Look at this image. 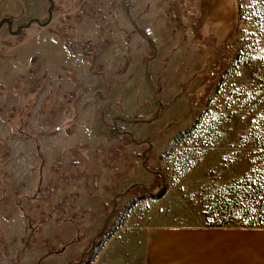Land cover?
I'll return each instance as SVG.
<instances>
[{
	"label": "rangeland",
	"instance_id": "obj_1",
	"mask_svg": "<svg viewBox=\"0 0 264 264\" xmlns=\"http://www.w3.org/2000/svg\"><path fill=\"white\" fill-rule=\"evenodd\" d=\"M53 1L48 26L0 30V216L19 214L38 229L26 250V230L20 247L0 232V264L79 262L114 197L106 231L81 264H144L162 228L257 224L264 213V0H126L137 29L122 0ZM48 6L0 0V20L11 19L13 29L44 22ZM225 50L234 61L217 70V60H230L220 57ZM29 54L39 64L35 83L28 77L17 85L15 64ZM146 59L162 103L157 119L114 124L116 117L146 120L156 109ZM19 99L27 108H17L24 122L15 132L4 116ZM27 144L39 171L31 191L5 169L28 159ZM138 184L164 194L127 193Z\"/></svg>",
	"mask_w": 264,
	"mask_h": 264
},
{
	"label": "crops",
	"instance_id": "obj_2",
	"mask_svg": "<svg viewBox=\"0 0 264 264\" xmlns=\"http://www.w3.org/2000/svg\"><path fill=\"white\" fill-rule=\"evenodd\" d=\"M59 56V63L63 65L65 54ZM33 57L36 55L20 56L15 64L14 78L26 73ZM233 61L234 57L227 70ZM237 83L243 85L240 81ZM73 144L70 142L67 147ZM26 146L29 148L28 159H21L22 162L16 164L8 161L5 169L8 175L15 172L14 179L28 184V191H31L36 184L39 171L36 168L34 146L29 144ZM25 230L24 219L19 214L0 216V232L7 241L14 240L20 247ZM144 264H264V228L200 226L162 228L150 241Z\"/></svg>",
	"mask_w": 264,
	"mask_h": 264
},
{
	"label": "trees",
	"instance_id": "obj_3",
	"mask_svg": "<svg viewBox=\"0 0 264 264\" xmlns=\"http://www.w3.org/2000/svg\"><path fill=\"white\" fill-rule=\"evenodd\" d=\"M201 32H202V28L199 29V35L200 36H203V34ZM142 35L145 37L146 40H148V38H147L148 35L145 32H142ZM148 43H150V45H153V43L151 42V40H148ZM225 54L230 55L229 62L224 61L225 58H220L215 63V66H214L215 69L222 70L223 68H226V67L228 68L229 63L232 61V59L234 57L233 56L234 53L232 55V52L231 51L225 50V53H222L221 56L223 57ZM95 59H96L95 58V55H92V61L90 62L91 70H92L93 65L95 63ZM38 71H39V64L37 62V58L36 57H33V58L30 59V62H29V65H28V68H27L26 73L24 75H20V76H18L16 78L17 85H20L23 82L27 81L28 77L31 78L32 83H35V76H36V73H38ZM37 86H38V84L36 85V87ZM4 89L5 88L2 85H0V94L3 92ZM36 89H38V88H36ZM14 90H13V88H11L9 91H7L6 93H4L3 96H4L5 100H8L9 98H11V97L14 96L13 95V91ZM19 106H20L19 114H20L21 110L27 108V105L24 104V103H22L21 99H19L18 100L17 107L16 106L11 107L9 109V111L6 113V115L4 116V125L6 127H8V128H11L15 132H20L19 129L21 127L22 122H24V120L19 116V114L17 115V108H19ZM2 111H3V109H2V106H1L0 107V114L2 113ZM122 135L123 136H129V137H131L129 134H122ZM131 140H132V138H131ZM132 142L133 143H137L135 140H132ZM38 157H39V155H38ZM4 173H5V171L3 170V164H2V166H0V187H1L2 191H4V185H3V181L1 179V176ZM135 188H140V191L139 190H138L139 192L133 191ZM127 193H131V194H133L135 196H140V197H143L145 195H148V196H151L152 195V196H155V198H160L164 194V190L159 188L158 191H156L157 194H154L148 188H145L143 185L138 184V185H132L130 188H128ZM61 208H62V203L60 205H58V207H56L54 210L61 211ZM258 213L260 215H262V218H259L256 221L257 224L249 225V226H246V227H248V228H264V213H262L261 211H259ZM48 218L53 219V222L55 224L57 222L61 221V220L58 221L59 217H57L54 214H48ZM24 220L26 221V231H27V235L25 237V248H24L26 250V249L30 248V244H32L35 241V239H36V232L38 231V229H36V227L33 226V224L31 223V220H29V219L27 220L26 218H24ZM61 222H62V224H66V221H61ZM225 224L226 223L223 222V221H219L218 222L216 220V221L210 223L208 226L209 227H224V226H226ZM32 230H33V234H32L31 237H29V235L31 234Z\"/></svg>",
	"mask_w": 264,
	"mask_h": 264
},
{
	"label": "water",
	"instance_id": "obj_4",
	"mask_svg": "<svg viewBox=\"0 0 264 264\" xmlns=\"http://www.w3.org/2000/svg\"><path fill=\"white\" fill-rule=\"evenodd\" d=\"M47 1L49 3V6L47 8L48 17H47V19L44 22H41L38 18H32L28 22L22 23V24L18 25L15 29H13L12 20L9 19V18H2L0 20V30H1L2 26L4 24H6L7 30H8V32L10 34H12V35H19L23 30L29 28L32 24H37V25H39L41 27L48 26L49 23L51 22V19H52V10H53V7H54V1L53 0H47ZM125 1L126 0H122L121 1L122 8H124ZM125 11L127 13L128 18L130 19V22L137 29L136 24L134 23V21L130 17L129 10L128 9H125ZM149 62H150L149 59H146L145 60L144 79H145L146 84L150 88L151 96H152V98H153V100L155 102V105H156V109H155L152 117L151 118H148L146 120H142V119L139 120V119H133V118H118V117H116L114 119V124L116 123L117 120L124 121L126 123H152V122H154L157 119V116H158V113L160 111V108H161L162 103L159 100V98H158V92L155 90V87H154L153 83L151 82V80L149 78V75H148V72H149V66H148V64H149ZM124 133H128L131 136L132 140H134L131 132H124ZM147 144H148V148L145 150V152H143V156H145V153L148 151V149L151 148V145H152L150 142H148ZM144 164L145 163H143V165ZM116 204H117V198L114 197L113 198L112 208L108 212L107 216L105 217L104 222H103V225H102L100 231L94 236V238L92 240V246H91L89 252H91L93 250L94 245L96 243V240L98 238H100L104 234V232L106 231V228L108 226V223L111 220V218H112V216H113V214H114V212L116 210ZM81 259H82V257H81ZM81 259H80V261L78 263H81Z\"/></svg>",
	"mask_w": 264,
	"mask_h": 264
},
{
	"label": "flooded vegetation",
	"instance_id": "obj_5",
	"mask_svg": "<svg viewBox=\"0 0 264 264\" xmlns=\"http://www.w3.org/2000/svg\"><path fill=\"white\" fill-rule=\"evenodd\" d=\"M98 241V239L96 240V242ZM95 245H96V243H95ZM95 245H94V247H95ZM90 254V252H88V251H86V250H84L82 253H81V257H82V259L81 258H79V259H81V263L83 262V260L85 259V257L87 256V255H89ZM80 261V260H79ZM81 263H78V260H77V262H74V264H81Z\"/></svg>",
	"mask_w": 264,
	"mask_h": 264
}]
</instances>
